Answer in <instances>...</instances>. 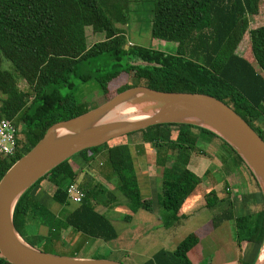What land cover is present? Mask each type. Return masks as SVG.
<instances>
[{
	"label": "trees",
	"instance_id": "trees-1",
	"mask_svg": "<svg viewBox=\"0 0 264 264\" xmlns=\"http://www.w3.org/2000/svg\"><path fill=\"white\" fill-rule=\"evenodd\" d=\"M260 5L261 0H153L150 38L174 43L175 49L167 52L128 45L117 25L131 22V0H0V120L10 121L17 130L15 154L0 155V179L49 127L98 107L76 99L77 87L92 80L105 101L133 87L211 96L232 109L264 142V25L250 29ZM88 27L104 39L88 46ZM245 38L247 51L239 55L237 49ZM3 61L12 71L2 69ZM121 74L129 76V82L110 90ZM21 82L25 89L19 87ZM202 142H216L225 153L217 155L220 161L243 170L254 185L247 206L256 210L236 214L230 204L210 219V227L215 230L227 222L236 245L254 249L253 257L241 258L239 264H255L264 243L259 186L228 143L207 129L187 124L151 126L62 162L19 197L12 214L14 229L33 248V239L60 243L62 231L68 229L102 243L114 240L117 233L110 219L97 207L111 208L120 202L90 172L96 174L94 161L104 152L110 172L104 178L116 179L114 189L130 212L123 222L130 223L139 211L151 212L133 144L142 145L145 156L152 151L161 179L156 198L165 229L186 221L201 196L205 208L213 209L229 199V184L224 177L225 199L213 189L203 193L201 178L190 169L191 157H206L199 146ZM77 156L82 162L79 170L71 164ZM79 174H83L80 181ZM72 184L83 193L80 204L67 214L50 210L49 203L59 210L71 205L67 188ZM199 242L190 233L172 251L160 250L142 264H197L199 260L189 255ZM0 264L9 263L0 257Z\"/></svg>",
	"mask_w": 264,
	"mask_h": 264
},
{
	"label": "water",
	"instance_id": "water-1",
	"mask_svg": "<svg viewBox=\"0 0 264 264\" xmlns=\"http://www.w3.org/2000/svg\"><path fill=\"white\" fill-rule=\"evenodd\" d=\"M122 105L136 107L139 114L146 117L104 122L108 114ZM161 124L193 125L218 135L244 161L264 200V142L232 109L203 94L133 87L78 117L52 125L27 154L6 171L0 179V257L9 264H122L104 259L55 256L31 247L14 229L13 209L31 185L67 159ZM263 247L255 264H264Z\"/></svg>",
	"mask_w": 264,
	"mask_h": 264
},
{
	"label": "rangeland",
	"instance_id": "rangeland-1",
	"mask_svg": "<svg viewBox=\"0 0 264 264\" xmlns=\"http://www.w3.org/2000/svg\"><path fill=\"white\" fill-rule=\"evenodd\" d=\"M152 8L153 0H131V14H129L130 23L128 26L117 27L122 28L128 45H136L141 47L153 48L163 51H173L175 49L174 43H166L160 40H151L150 38V23L152 19ZM134 10V12H133ZM261 25H264V0H261L260 13L255 18V21L251 22L250 29L257 28ZM86 40L88 46H91L93 43L100 42L104 39L102 34H94L90 27L85 30ZM248 47V40L245 38L239 45L237 49V54L244 55ZM2 69L7 71H12V67L9 62L3 61L1 65ZM96 76V74H94ZM129 82V76L126 74H121L116 80H114L110 85V90H115L120 86ZM21 89H25L26 86L21 82L19 84ZM76 99L79 102H89L90 104L101 105L105 103V97L101 94L98 89V86L94 80L86 83L80 84L76 89ZM21 127V126H20ZM22 129V128H21ZM199 146L204 151L206 157H196L193 156L190 159V169L196 175L201 178L205 190L213 189L217 193L218 197L221 199L227 198L226 189L224 187L225 181L222 179L226 177V180L229 184V199L227 202H222L213 209H207L204 206L203 196L192 206L189 211V218L186 221L180 222L174 227L165 229L163 226L159 231V238L162 241L167 239L168 245L166 248H171L173 242H178V240L184 239L188 234L195 233L199 237V244L192 250L190 259L199 262L197 264H239L241 258L247 259L252 258L254 255V249L243 244L241 247H238L233 239V234L231 232V227L227 222L223 223L220 227L215 230H211L210 219L216 215L219 210L229 207L230 204L233 205L237 213H246L249 211H254L257 207H248L247 204L253 197L255 193L254 185L249 179L247 174L243 170H238L220 161V158L217 155L222 154L225 156L224 151L216 142L199 143ZM224 153V154H223ZM78 157V156H77ZM104 155L101 158H96L94 161L95 171H99L101 165L104 164V170L108 169L109 166L104 163ZM148 158L153 159L152 153L147 155ZM73 161V160H72ZM103 169L101 168L102 172ZM152 186H153V198L151 209L153 212L158 213L161 216L160 210L157 206L156 195L160 192L161 179L156 178V173L152 170ZM156 178V179H155ZM98 182V180H97ZM104 188L117 196L120 205L111 206V208H106L98 206L97 210L106 209V216L113 222V225L117 230H120L123 226V218L127 214V207L122 206L124 200L121 196L115 191L116 179L112 178L109 181L105 179L99 180ZM81 183V182H80ZM121 206V207H120ZM74 205H70L67 208H63V212L67 214L73 209ZM119 207V208H117ZM117 208V209H114ZM58 210V209H57ZM56 210V211H57ZM41 230V229H40ZM45 233L46 228L42 229ZM42 231L40 235L45 236ZM64 239L60 243L53 241H44L39 239H33V245L35 248L41 252L61 256V257H88L89 259H104L114 262H119L122 264H137L128 254V257H123L119 253H111L108 251H102L96 248L95 245L99 243L96 240L87 238L84 235L79 233L69 232L63 236ZM170 239L172 241L169 244ZM86 241L88 245H86ZM154 245L149 252V255L154 251H160L161 247H155ZM170 251V249H169ZM191 259V260H192Z\"/></svg>",
	"mask_w": 264,
	"mask_h": 264
},
{
	"label": "crops",
	"instance_id": "crops-1",
	"mask_svg": "<svg viewBox=\"0 0 264 264\" xmlns=\"http://www.w3.org/2000/svg\"><path fill=\"white\" fill-rule=\"evenodd\" d=\"M133 147H135L136 153L138 155L137 156V164H138L139 172L141 173V175L143 177H145V178H143L142 181H140L141 187H142V189H144V193H145L144 196H145V198L147 197L149 199H152L153 198V196H152L153 195V186L151 184H152V176L153 175L151 172L153 170V172L156 173V178H159V171L154 165V158L151 159V158H148L147 156L144 155V152H143L144 147H142V145L133 144ZM149 153H152V151L149 150ZM103 155L105 156L104 152L100 153L98 158L103 157ZM71 164L73 165V168L75 170H79V167H82V162H81V159L79 157L78 158L75 157L73 159V161H71ZM101 168L103 169V171L101 172V175L98 173L99 171L98 172L96 171V174H94V171L90 172L91 175L93 176L94 180L95 181L98 180V183H100L99 180L105 179L104 177L105 176L107 177L110 174L108 169L104 170V165H101L100 170H101ZM98 169H99V167H98ZM194 172L196 173L195 169H194ZM82 177H83V174H79L78 181H80ZM38 194H40V192H38ZM156 197H157V195H156ZM48 206H49L50 210H57L58 209L57 205H55V204L49 203ZM122 206H125V205L122 203ZM65 208H67V207H65ZM117 208H119V207H117ZM117 208H114V209H117ZM57 211L60 214V212L63 211V209L62 210L58 209ZM98 212L107 214V210L104 208L101 209L100 211L98 210ZM126 212H127L126 215L130 214L128 209ZM111 223L113 225L112 221H111ZM162 226L163 225L161 223V219H160L158 213L153 212V210L151 212L139 211V212L135 213L134 215H132L130 223H124L122 228H120V230H117L115 228V226L113 225V227L117 233V237L114 240H112L108 243H102V242L98 241L99 243H97V245H95V246H96V248H98L99 250H102L104 252L108 251L111 253H117V254L119 253L123 257H125V256L128 257V254H129L135 263L142 264L145 261L151 259L154 256V254H156L158 252V251L157 252L154 251L152 254L149 255V252L154 245H156L155 247H161V250L169 251V249H170V251H172L176 247V245L181 241V240H178V242L171 243L172 247L167 249L166 248V245H168V244H166V243H168L167 239H165V241H162L159 238V235H160L159 231L161 229H163ZM69 232H70L69 229L62 231L61 238L64 239L63 236H65V234H68ZM171 241H172V239H170L169 244ZM86 245H88L87 241H86ZM76 258L89 259L88 257H85V256L76 257Z\"/></svg>",
	"mask_w": 264,
	"mask_h": 264
},
{
	"label": "built area",
	"instance_id": "built-area-1",
	"mask_svg": "<svg viewBox=\"0 0 264 264\" xmlns=\"http://www.w3.org/2000/svg\"><path fill=\"white\" fill-rule=\"evenodd\" d=\"M17 148V130L14 125L5 119L0 120V155L13 156ZM68 201L72 205L80 204L83 193L76 184L67 188Z\"/></svg>",
	"mask_w": 264,
	"mask_h": 264
},
{
	"label": "bare ground",
	"instance_id": "bare-ground-1",
	"mask_svg": "<svg viewBox=\"0 0 264 264\" xmlns=\"http://www.w3.org/2000/svg\"><path fill=\"white\" fill-rule=\"evenodd\" d=\"M146 115H141L138 112L136 107H130L127 105H122L115 110H113L110 114H108L103 120L106 121H116V120H126V121H134L145 118ZM264 255V247L262 250V256Z\"/></svg>",
	"mask_w": 264,
	"mask_h": 264
}]
</instances>
